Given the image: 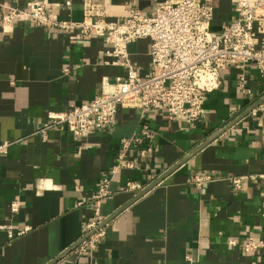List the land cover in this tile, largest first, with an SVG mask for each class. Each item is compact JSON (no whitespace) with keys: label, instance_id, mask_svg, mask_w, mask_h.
<instances>
[{"label":"crops","instance_id":"obj_1","mask_svg":"<svg viewBox=\"0 0 264 264\" xmlns=\"http://www.w3.org/2000/svg\"><path fill=\"white\" fill-rule=\"evenodd\" d=\"M27 1L0 0V142H13L0 155V222L31 230L9 239L0 229V264H264V247L242 249L248 237L264 241V180L238 189L230 182L234 175L264 172V110L263 102L257 104L264 74L246 65L243 92L242 70H223L204 116L191 124L164 111L119 105L112 127L81 141L57 127L40 133L50 111L90 102L103 78L113 81L126 68L104 63L108 45L100 37L79 41L20 17L2 23V11ZM37 1L48 2L55 18L81 20L86 0H71L70 8L65 0ZM91 1L101 4L108 20L121 21L128 4L152 15L165 0ZM207 1L214 7L212 30L219 32L234 18L233 5ZM149 43L139 39L127 48L141 76L150 66ZM142 124L153 131L152 150L140 154L147 141L130 146L133 166L117 171L113 193L96 208L92 196L117 162L121 140ZM195 174L213 179L198 187ZM128 181L146 189L134 195L125 189ZM12 199L20 203L16 213ZM109 218L97 228L104 233L97 247L77 252L87 223Z\"/></svg>","mask_w":264,"mask_h":264},{"label":"built area","instance_id":"obj_2","mask_svg":"<svg viewBox=\"0 0 264 264\" xmlns=\"http://www.w3.org/2000/svg\"><path fill=\"white\" fill-rule=\"evenodd\" d=\"M235 16L213 32L214 7L207 0H165L159 2L152 15L128 4V15L121 21L108 20L100 3L86 0L81 20L55 18L46 1L29 0L23 7L11 6L1 12L3 24L16 18L26 19L47 29L62 30L79 41L100 37L108 45L106 64L126 68L125 75L110 81L103 78L101 89L88 103L74 105L63 111H50L48 120L38 131L44 133L57 127L69 132L75 141H81L96 129H108L115 123L119 105L141 111H164L171 120L191 124L204 116V102L208 94L220 87L222 71L235 66L242 70L240 87L248 92L244 68L254 64L264 74V0H230ZM71 0L64 1L70 8ZM149 39L150 66L141 76L128 55V45L139 39ZM67 72V69H64ZM264 110V102L262 103ZM153 131L148 124L131 138H123L117 162L101 177L92 203L97 208L101 201L113 193V176L121 168H131L127 153L133 143L147 141L150 146L140 150L146 156L152 150ZM13 142H0V155L8 152ZM209 174H195L193 182L200 187L212 180ZM264 172L231 177V185L238 189L245 182H262ZM125 189L137 195L146 189L137 181H128ZM11 212L16 213L20 203L10 201ZM102 221L91 220L86 225L77 252L92 251L104 235L97 229ZM9 239L22 236L31 230L30 225L18 227L13 222L1 223ZM86 236V235H85ZM235 245L236 241L228 240ZM264 247V241L248 237L242 245L245 252ZM192 262L194 259L187 256Z\"/></svg>","mask_w":264,"mask_h":264},{"label":"water","instance_id":"obj_3","mask_svg":"<svg viewBox=\"0 0 264 264\" xmlns=\"http://www.w3.org/2000/svg\"><path fill=\"white\" fill-rule=\"evenodd\" d=\"M262 102H264V96L258 101V103L257 104H260V103H262ZM117 213H115L114 215H112V217H114L115 215H116ZM111 217V218H112ZM110 220V218L108 219V220H105V221H103L101 224H100V226L99 227H102L107 221H109ZM88 235H86L85 236V238L87 237ZM79 243H76V245H78Z\"/></svg>","mask_w":264,"mask_h":264}]
</instances>
